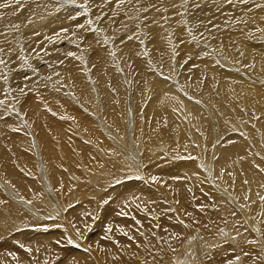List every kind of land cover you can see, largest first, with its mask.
Listing matches in <instances>:
<instances>
[{"label": "bare ground", "instance_id": "obj_1", "mask_svg": "<svg viewBox=\"0 0 264 264\" xmlns=\"http://www.w3.org/2000/svg\"><path fill=\"white\" fill-rule=\"evenodd\" d=\"M39 247L264 264V0H0V264Z\"/></svg>", "mask_w": 264, "mask_h": 264}, {"label": "rangeland", "instance_id": "obj_2", "mask_svg": "<svg viewBox=\"0 0 264 264\" xmlns=\"http://www.w3.org/2000/svg\"><path fill=\"white\" fill-rule=\"evenodd\" d=\"M89 1L91 2L92 0H89ZM93 1H94V0H93ZM186 5H187V3L185 2V3L182 5V7L185 9V8H186ZM181 11H184V10H181ZM137 22H139V23H143V22H144V16H143L142 12L138 15ZM163 24H164V27H165V28H167L168 26H170V24H169L168 21H165ZM242 25H243V23H242ZM243 26H244V25H243ZM140 37H141V36H140ZM15 39H17V38H15ZM17 40H18V39H17ZM103 41H104V43L107 42L106 40H103ZM50 66H51V64H50ZM38 67H39V66H38ZM21 106H23V105L21 104ZM23 118H24V116H23ZM23 118H22V119H23ZM24 119H25V118H24ZM23 127H24L25 130H27V126H26V125H24ZM14 130H16V129H14ZM17 130H18V129H17ZM126 133L128 134L129 132H126ZM215 141H216V140H215ZM77 161H79V160L77 159ZM163 189L167 190V188H165V187H163ZM197 192H203V190L200 189V190L197 191ZM179 197H180L181 202H182V211H183V215L186 216L187 218H195V217L197 216V212H196V210L193 208V206H192V204H191L190 202H192V201H193V202H194V201L197 202V201H200V200H196V199H194V198H192V199H190V200H185V199L182 198L181 195H180ZM144 209H148V208H144ZM138 212H139V208H137V207H135V206L130 207V209H129V208H128V209H122V210H119V211H117V210H113V214H112V215H113V217L115 218V220L107 218V219L103 222V224H105V225H107V226H110V227H112V228L115 229V228H116V223H118V221L124 216L125 227H124L123 232L121 233V241H122L123 244H121L119 238L117 239V241H118V243H120L121 247L124 248V250H123V252H122V254H121V257H122L121 262H122L123 260H127V259L130 257L129 254L127 253V252H128V249L126 248V245H127L128 239L130 238V234L133 232V228H134V226H132V225L130 224L129 217H131L133 214H137V215H138ZM162 212H163L162 210H157V211L154 212L155 215L152 216V217H153V218H152V222L154 223V229H153V230L158 231L159 228H160V227H159V223H160V222H165V221H164V217H163V215L161 214ZM118 214H119L120 216H118ZM155 219H156L157 222L154 221ZM198 223H200V222H198ZM248 223H249V222H248ZM93 227H94V225H93ZM148 227L151 228L150 224L148 225ZM102 229H103V227L100 226V231H97V232H99L98 237L103 238V241H104V240L107 239V237L105 236L104 232L101 231ZM50 230H51L50 228L46 227L44 233H46L47 235H49V234L51 233ZM6 236H9V235H6ZM200 236H201V233H199L198 241L201 240ZM40 238H41V240H43V237H42V236H40ZM52 240L55 242V239H54V238H53ZM112 243H113V242H110V243L108 244L107 248H109L110 245H111ZM33 246H35V245H33ZM50 247H51V246H50ZM16 250H17V249H16ZM26 250L28 251V248H26ZM44 251H45V249H42L41 247H39V249L37 250V254H35V253H33V252H31V253L34 254L35 257L38 258V260H39V263H38V264H55V260H56V259H59V258H56V257H55V254H44ZM48 251H49V253H52V250H48ZM64 252H65V251H64ZM59 263L61 264V263H63V262H59Z\"/></svg>", "mask_w": 264, "mask_h": 264}, {"label": "snow or ice", "instance_id": "obj_3", "mask_svg": "<svg viewBox=\"0 0 264 264\" xmlns=\"http://www.w3.org/2000/svg\"><path fill=\"white\" fill-rule=\"evenodd\" d=\"M72 241L71 240H69V243H71ZM21 247H23V245H21Z\"/></svg>", "mask_w": 264, "mask_h": 264}]
</instances>
